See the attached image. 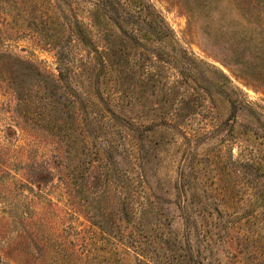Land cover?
<instances>
[{
  "label": "trees",
  "instance_id": "trees-1",
  "mask_svg": "<svg viewBox=\"0 0 264 264\" xmlns=\"http://www.w3.org/2000/svg\"><path fill=\"white\" fill-rule=\"evenodd\" d=\"M192 1L208 21L224 2L238 12V29L230 28L232 22L206 26L207 35L212 46L215 40L224 46L222 60L238 66L243 80L264 88V0ZM0 7L18 33L56 57L54 73L35 60L13 54L1 60V54V77L20 108L35 116L32 127L63 154L58 164L73 203L81 206L77 195H87L90 219L99 228L94 235L111 246L105 254L113 260L101 255L102 262L133 254L145 263L159 236L146 233L156 232L150 218L170 201L167 169L176 162L178 137L189 140V121L205 108L217 113L218 97L248 116L256 110L222 71L178 44L147 0H0ZM121 149L126 169L116 161ZM121 188L127 202L122 216L109 208L118 204L114 192ZM125 222L135 230L127 231Z\"/></svg>",
  "mask_w": 264,
  "mask_h": 264
},
{
  "label": "rangeland",
  "instance_id": "rangeland-1",
  "mask_svg": "<svg viewBox=\"0 0 264 264\" xmlns=\"http://www.w3.org/2000/svg\"><path fill=\"white\" fill-rule=\"evenodd\" d=\"M147 1L162 13L178 44L222 71L257 115L230 108L218 97L217 113L205 108L189 121V140L178 137L176 162L167 169L170 201L150 218L156 232H146L163 242L157 235L145 263L132 254L110 264H264V88L243 80L238 66L222 60L224 46L215 39L212 46L206 27L232 22L230 28L238 29L233 24L238 12L224 2L223 11L208 21L197 15L192 0ZM13 20L0 7L1 60L13 54L57 73L54 53L18 33ZM1 74L0 69V264H106L101 255L112 261L105 254L111 246L94 235L99 228L90 219L87 195H77L84 207L77 206L67 190L58 164L63 154L51 137L32 127L35 116L20 108ZM115 157L120 168H128L122 149ZM124 192H114L121 198L109 207L121 216L127 208ZM126 227L135 230L134 223Z\"/></svg>",
  "mask_w": 264,
  "mask_h": 264
}]
</instances>
